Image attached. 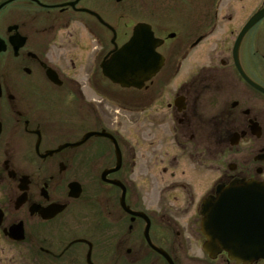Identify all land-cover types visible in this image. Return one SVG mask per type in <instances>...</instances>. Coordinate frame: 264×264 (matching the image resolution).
I'll return each mask as SVG.
<instances>
[{"label":"flooded vegetation","instance_id":"1","mask_svg":"<svg viewBox=\"0 0 264 264\" xmlns=\"http://www.w3.org/2000/svg\"><path fill=\"white\" fill-rule=\"evenodd\" d=\"M263 6L0 0V264H236L202 251L197 201L264 183L263 21L234 54ZM136 22L163 64L122 87L102 64Z\"/></svg>","mask_w":264,"mask_h":264},{"label":"water","instance_id":"2","mask_svg":"<svg viewBox=\"0 0 264 264\" xmlns=\"http://www.w3.org/2000/svg\"><path fill=\"white\" fill-rule=\"evenodd\" d=\"M263 17L264 8L255 14L244 27L236 47L245 32ZM147 29L146 33L145 27L137 26L131 40L113 54L109 63H104V72L114 82L123 86L141 87L142 82L161 68L162 59L155 52L160 42L152 36L149 28ZM233 185L232 189H221L220 187L217 195L207 199L203 205L202 230L208 239L205 249L212 255L226 250L229 251L231 258L239 262L251 263L264 257V249L255 250V247L261 246L258 240H255L253 247H250L248 238L243 232L239 233L236 230L241 224L248 222L246 216L249 213L244 209L253 207L255 216H264V191L254 183L242 182ZM259 204L263 205L262 209ZM247 225L250 224L247 223ZM163 254L168 258L167 254Z\"/></svg>","mask_w":264,"mask_h":264},{"label":"rangeland","instance_id":"3","mask_svg":"<svg viewBox=\"0 0 264 264\" xmlns=\"http://www.w3.org/2000/svg\"><path fill=\"white\" fill-rule=\"evenodd\" d=\"M220 13H219V16H218V20H217V23H221L222 21H221V12H222V9H220V11H219ZM247 15H244L243 17L245 18ZM243 18V19H244ZM201 50L200 49H197L196 50V54L197 53H199ZM215 174H214V172H213V174H212V179L213 178H215V176H214ZM197 181H200L199 179H197ZM201 194L203 195L204 193L203 192H201ZM200 254V253H199Z\"/></svg>","mask_w":264,"mask_h":264}]
</instances>
